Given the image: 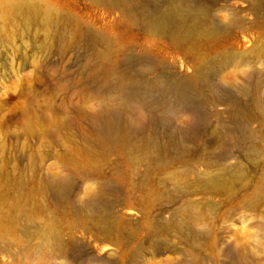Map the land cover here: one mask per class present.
<instances>
[{
    "label": "bare ground",
    "instance_id": "bare-ground-1",
    "mask_svg": "<svg viewBox=\"0 0 264 264\" xmlns=\"http://www.w3.org/2000/svg\"><path fill=\"white\" fill-rule=\"evenodd\" d=\"M91 2L117 16L105 30L84 26L46 0L3 7L21 15L27 25L41 21L62 32L72 29V42L81 40L91 49L87 64L93 90L104 99L99 112L83 116L91 128L81 150L85 159L67 161L69 172L49 178L39 191L50 193L68 217V240L58 230L42 229L35 235L52 243L46 258L58 254L71 264L65 254L79 233L92 239L95 248L101 244L96 249L102 253L119 250V262L90 255L84 258L87 264H122L144 254L160 255L169 248L164 238L174 233L188 246L180 264H203L201 244L210 234L199 227H207L216 210L208 198L228 195L229 200L247 180L242 161L225 151L228 141L243 146L248 162L262 154L263 139L249 126H264V0ZM242 42L249 44L247 49ZM184 68H191L193 75H183ZM226 69L234 70L232 77L248 75L239 84L216 80ZM225 114L230 124L223 121ZM212 118L213 128L200 129ZM165 123L175 126L163 136L159 126ZM144 165L151 170L142 171ZM78 178L95 186L84 200L77 198ZM196 196L202 200H193ZM263 198L264 175L253 196L241 203L258 206ZM17 209L38 221L27 206ZM125 210L129 215L139 212L141 225L126 219ZM6 219L11 232L16 222ZM260 223L264 231V220Z\"/></svg>",
    "mask_w": 264,
    "mask_h": 264
},
{
    "label": "rangeland",
    "instance_id": "rangeland-1",
    "mask_svg": "<svg viewBox=\"0 0 264 264\" xmlns=\"http://www.w3.org/2000/svg\"><path fill=\"white\" fill-rule=\"evenodd\" d=\"M22 1L25 0H0V264H66L65 258H59L58 254L46 258L45 253L49 256L52 251V243L35 235L42 229L58 230L67 241L71 231L68 217L56 208L53 196L39 191L49 178L69 172L65 167L67 161L85 159L81 150L87 145L86 135L91 128L83 116L99 112L104 99L93 90L87 64L91 54L89 46L81 40L72 42V29L62 32L44 27L41 21L27 25L18 13L3 11L5 4ZM46 1L96 31L105 30L107 23L114 22L117 17L105 13L91 0ZM241 6L244 5L236 4L238 8ZM113 32L109 33L111 37L116 35ZM248 45L242 42L241 47L247 49ZM232 71L223 70L216 75V80L228 79L239 84L248 75L242 73L232 77ZM193 73L191 68L182 70L185 76ZM223 121L230 124L227 114ZM215 125L212 118L210 124L201 125L200 129L209 130ZM174 126L165 123L159 129L164 136V132ZM249 127L263 139L259 143L262 154L258 160L248 162L243 159L246 152L243 146L237 145L235 140L228 141L225 151L242 161L247 180L245 187L236 188L229 200L228 195L208 198L216 204V210L207 221L208 226L199 227L210 234L201 244L204 248L199 257L203 264H264V231L260 227V221L264 220V198L258 206L241 203L243 197L253 196L258 178L264 175V126ZM141 169L151 170L146 165ZM110 170L104 165L106 173ZM75 186L79 190V200H84L85 194L95 187L91 182L81 184L79 178ZM33 190L37 193L31 196ZM73 195L75 197V193ZM192 199L202 200V197ZM19 205L35 212L38 221L26 218L17 209ZM128 211H124V217L141 225L142 215L135 210L136 213L129 215ZM7 216L16 222L12 233L6 228ZM75 240L65 254L71 264H87L84 258L90 255L119 262V250L116 254L112 251L102 253L100 248L96 249L97 246L102 248L101 244L97 243L95 248L92 239L79 233ZM164 241L169 248L160 255L144 254L136 261L125 259L122 264H180L183 252L188 250L185 241L174 233Z\"/></svg>",
    "mask_w": 264,
    "mask_h": 264
}]
</instances>
